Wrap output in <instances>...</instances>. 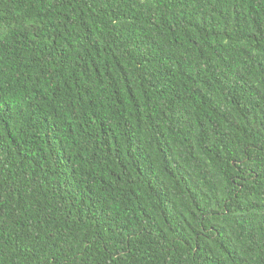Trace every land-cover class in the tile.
<instances>
[{"label":"trees","instance_id":"trees-1","mask_svg":"<svg viewBox=\"0 0 264 264\" xmlns=\"http://www.w3.org/2000/svg\"><path fill=\"white\" fill-rule=\"evenodd\" d=\"M0 264H264V0H0Z\"/></svg>","mask_w":264,"mask_h":264}]
</instances>
